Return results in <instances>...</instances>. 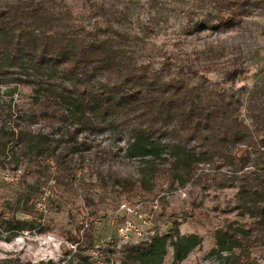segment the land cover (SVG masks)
<instances>
[{"label": "rangeland", "instance_id": "374dc122", "mask_svg": "<svg viewBox=\"0 0 264 264\" xmlns=\"http://www.w3.org/2000/svg\"><path fill=\"white\" fill-rule=\"evenodd\" d=\"M100 4L109 17L95 12ZM61 7L87 34L109 38L128 60L175 69L190 58L198 70L194 82L241 95L240 117L249 125L258 111L264 113V0H65ZM229 16L232 22L221 21ZM233 64L239 69L229 76L225 68ZM92 84L98 88L101 81ZM8 88L13 86L0 85V105L29 106L30 87L19 86L13 97ZM130 128L116 122L89 134L91 148L82 160L73 157L75 181L44 159L42 164L27 159L17 170L0 165V258L60 261L78 238L95 264L119 263L127 246L168 234L176 222L182 233L202 237L183 263L218 264L219 257L210 254L215 231L253 217L239 207L240 181L220 187L213 175L263 172L262 149L236 145L227 158L201 164L195 179L179 184L166 170L169 147L160 146L153 170L141 157L127 155ZM27 168L31 173L25 175ZM13 217L27 220L32 229L7 231ZM253 253L264 264V245L253 246ZM172 260L169 247L162 264Z\"/></svg>", "mask_w": 264, "mask_h": 264}, {"label": "trees", "instance_id": "16d2710c", "mask_svg": "<svg viewBox=\"0 0 264 264\" xmlns=\"http://www.w3.org/2000/svg\"><path fill=\"white\" fill-rule=\"evenodd\" d=\"M64 2L0 0V85L13 86L7 92L11 97L19 86L31 88L28 107L0 105L2 167L17 170L27 159L41 164L44 159L75 181L78 168L72 162L91 148L89 134L116 122L131 125L127 155L141 157L151 170L160 146L169 147L166 170L173 183L195 179L201 164L224 160L236 145L246 146L239 148L243 151L262 149L264 161V113L257 112L253 125L246 123L240 117L241 95L233 88L194 82L198 70L190 58L175 69L169 63L152 68L128 60L109 38L87 34L85 26L72 21L61 7ZM94 8L109 17L102 4ZM238 69L235 64L225 68L229 76ZM94 79L101 81L98 88ZM236 179L244 200L241 212L253 219L217 229L210 254L219 257L218 264H258L253 246L264 245V171H242L236 178L225 172L213 175L220 187L234 186ZM6 229L15 233L32 226L13 217ZM73 242L76 246L60 261L1 257L0 264H95L86 244L78 238ZM201 243L199 234L182 233L173 222L168 234L127 246L119 263L105 264H162L169 247L171 264H184Z\"/></svg>", "mask_w": 264, "mask_h": 264}]
</instances>
